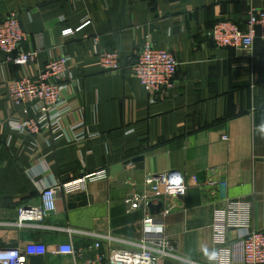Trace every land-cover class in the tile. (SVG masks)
I'll use <instances>...</instances> for the list:
<instances>
[{"label": "crops", "instance_id": "0c3cea01", "mask_svg": "<svg viewBox=\"0 0 264 264\" xmlns=\"http://www.w3.org/2000/svg\"><path fill=\"white\" fill-rule=\"evenodd\" d=\"M250 7L263 9L264 0H0V20L15 13L29 34L21 48L42 47L26 65L0 52V221L16 219L21 204H38L40 189L54 181L108 170L107 178L58 196L56 212L45 221L62 230L0 225V247L28 250L26 264H81L114 245L124 247L120 240L157 247L164 239L170 255L158 264H189L177 257L216 264L208 257L218 247L216 211L229 223L228 242L244 229L264 230V41L255 39L250 50H241L218 47L208 34L223 19L244 28ZM66 28L72 31L63 35ZM146 38L178 61L173 89L154 97L130 71ZM108 49L120 55L117 70L100 66L99 52ZM60 55L74 62L50 115L58 117L67 137L79 133L73 125L82 122L83 141L56 143L44 131L20 133L11 124L23 112L8 98V82L35 77ZM29 114L39 116L31 109ZM138 155L142 169L130 162L109 179L111 165ZM168 171L195 174L198 184L153 202L162 206L157 214L149 212L155 227L145 229L136 194L147 177ZM213 180L225 186H209ZM227 199L244 205L241 225L232 224L236 216ZM70 229L94 230L112 240L99 250L87 248L92 239ZM66 243L74 253L57 251Z\"/></svg>", "mask_w": 264, "mask_h": 264}, {"label": "built area", "instance_id": "2783aa9c", "mask_svg": "<svg viewBox=\"0 0 264 264\" xmlns=\"http://www.w3.org/2000/svg\"><path fill=\"white\" fill-rule=\"evenodd\" d=\"M71 31L70 28H66L62 34L67 35ZM208 34L218 47L250 50L255 39L264 41V8L250 7L247 11L244 28L236 22L223 19L217 21L209 29ZM28 38L29 34L24 31L15 13L0 20V52L6 55L7 61L17 65H26L36 57L42 49L40 44L35 49L28 51L21 48V44ZM99 61L101 68L105 71H114L121 67L120 55L115 49L100 51ZM73 62L74 60L67 55L53 57L39 69L35 77L20 75L8 82V98L13 104L21 106L23 112L22 118L11 120L15 130L28 134H39L44 131L43 134L50 135L56 143L84 140L85 131L82 122L73 125L75 131L80 129L79 133L67 137L58 117L50 115V112L58 107L63 90L67 87L65 79ZM78 66L79 63L74 67ZM177 67L178 61L175 55L167 49L155 46L148 38L141 42L130 63L132 75L152 97L173 89ZM30 109L39 114L37 119L32 118L29 114ZM107 176L108 170L100 168L81 173L66 181H54L40 189L38 204L19 205L16 219L0 221V225L62 230L57 225H49L45 221L49 215L56 212L58 196L81 190L87 182L105 179ZM145 184V188L136 195L145 214L142 218V226L151 230L155 224L154 217L149 215L148 203H156L166 197L181 196L191 184H198V178L195 174L187 177L181 172L168 171L150 175L146 178ZM207 184L209 186H225V182L220 180L209 181ZM226 202L235 212L236 219L232 224L238 226L244 223L242 213L244 205L236 200L227 199ZM168 211L169 209H164L162 214H167ZM222 212L216 211L213 223V236L218 247L209 252L208 257L216 264H231L233 261H240L243 264H264V230L244 229L241 237L228 242L225 232L229 223L221 216ZM70 231L92 239V243L87 248L96 250L100 249L102 242L112 240L108 234L94 230L70 229ZM120 241L124 243V247L114 245L109 253L101 254L99 252L95 257L87 259L81 264H103L104 262L108 264H158L160 257L170 255L164 239L157 247L145 242ZM57 251L62 254L74 253L71 244L67 243L58 245ZM28 255L29 251L21 247H0V264H26ZM177 258L189 264H210L196 259Z\"/></svg>", "mask_w": 264, "mask_h": 264}, {"label": "water", "instance_id": "95a60500", "mask_svg": "<svg viewBox=\"0 0 264 264\" xmlns=\"http://www.w3.org/2000/svg\"><path fill=\"white\" fill-rule=\"evenodd\" d=\"M143 155H138L130 159L123 160L121 162L115 163L109 167V179H114L118 172H121L128 163L132 162L135 164L136 169H142ZM162 204L161 202L154 204L152 202L148 203V210L151 214H157L160 211Z\"/></svg>", "mask_w": 264, "mask_h": 264}]
</instances>
